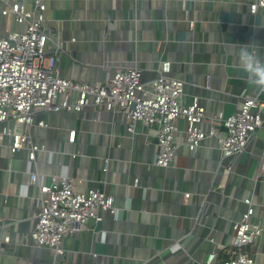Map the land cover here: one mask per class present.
<instances>
[{
	"label": "crops",
	"instance_id": "0c3cea01",
	"mask_svg": "<svg viewBox=\"0 0 264 264\" xmlns=\"http://www.w3.org/2000/svg\"><path fill=\"white\" fill-rule=\"evenodd\" d=\"M9 1L0 0V35L22 28L2 14ZM251 1L48 0L43 28L59 73L73 80L106 85L124 66L141 68L149 81L170 59L186 82L183 101L198 97L205 106L208 131L211 117L231 115L243 97L264 99V14L252 15ZM35 119L31 127L10 125L43 146L34 165L40 179L50 184L54 174L73 175L77 191L104 190L116 210L67 234L63 255L37 246L31 231L41 191L30 183L29 148L12 153L1 123L0 264H202L211 249L224 259L246 198L255 209L251 219L263 227L254 251L264 264V123L242 154L224 157L215 136L192 153L180 119L177 155L158 166L155 129L138 123L129 131L121 111L39 110ZM40 119L47 125H37Z\"/></svg>",
	"mask_w": 264,
	"mask_h": 264
},
{
	"label": "built area",
	"instance_id": "2783aa9c",
	"mask_svg": "<svg viewBox=\"0 0 264 264\" xmlns=\"http://www.w3.org/2000/svg\"><path fill=\"white\" fill-rule=\"evenodd\" d=\"M47 1L33 0L30 7L22 0H13L2 9L3 15H10L22 28L0 35V124L6 123L1 131L11 137L12 153L28 145L27 163L32 167L28 170L30 183L40 187V204L31 236L37 246H47L55 254L63 255L64 237L74 234L80 225L101 220L104 211L114 212L115 197L98 188L77 191L75 177L69 174L52 175L50 184L42 181L34 165L37 152L43 146L34 143L26 131L14 130L10 122L31 127L39 110L81 112L94 106L121 111L129 131L135 133L138 123L155 129L158 141L155 164L169 166L177 155L175 136L180 131V119L185 122L183 137L192 153L197 152L206 138L215 136L224 157L242 154L264 123V99L258 94L243 97L231 115L218 112L211 117L207 131L203 127L207 118L205 106L198 97L188 104L183 101L186 82L173 74L170 59L163 61L157 75L149 81L143 80L141 68L124 66L117 67L106 85L64 77L58 71L57 56L48 49L49 36L43 28ZM248 10L252 15L264 14V0L249 2ZM191 25L194 26L193 21ZM261 91L264 92V83ZM37 125L46 126L47 122L40 119ZM76 131L70 130V140H75ZM245 201L249 205L234 222L227 257L220 259L217 250L211 249L202 264H260L254 249L262 237L263 227L259 220L251 219L255 211L251 199Z\"/></svg>",
	"mask_w": 264,
	"mask_h": 264
},
{
	"label": "clouds",
	"instance_id": "9594fccd",
	"mask_svg": "<svg viewBox=\"0 0 264 264\" xmlns=\"http://www.w3.org/2000/svg\"><path fill=\"white\" fill-rule=\"evenodd\" d=\"M261 82L264 83V77H262V81Z\"/></svg>",
	"mask_w": 264,
	"mask_h": 264
}]
</instances>
